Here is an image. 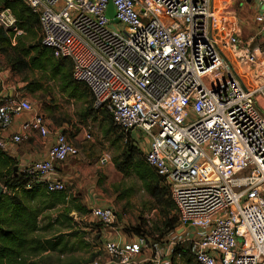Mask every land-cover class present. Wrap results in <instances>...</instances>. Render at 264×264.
<instances>
[{
    "label": "built area",
    "instance_id": "built-area-1",
    "mask_svg": "<svg viewBox=\"0 0 264 264\" xmlns=\"http://www.w3.org/2000/svg\"><path fill=\"white\" fill-rule=\"evenodd\" d=\"M20 1L38 15L41 44L70 62L71 79L95 109L136 134L145 162L166 184L178 225L152 264H171L178 244L188 245L197 264H264V0H239V8L255 11L249 39L240 37L235 8L228 7L230 19L219 15L230 0ZM16 24L10 9H0L1 29L22 35ZM33 111L10 94L0 103V130L13 115ZM31 130L49 134L42 114L22 122L11 142L20 144ZM6 146L0 139V150ZM78 153L58 133L47 159L20 172L49 193L65 192L53 176ZM90 216L105 227L115 223L111 208L91 207ZM146 246L143 237L107 239L106 264H138Z\"/></svg>",
    "mask_w": 264,
    "mask_h": 264
},
{
    "label": "rangeland",
    "instance_id": "rangeland-1",
    "mask_svg": "<svg viewBox=\"0 0 264 264\" xmlns=\"http://www.w3.org/2000/svg\"><path fill=\"white\" fill-rule=\"evenodd\" d=\"M230 2L229 6L220 5L219 15L229 16L230 19L231 10L228 7L235 8L241 20L240 37L249 39L257 30L253 22L255 11L250 10L249 7L239 8V0H230ZM246 2L250 3L251 0H246ZM16 36L18 38H11L10 46L0 45V72L6 76L3 86L10 87L13 96L28 100L34 111L43 114L46 119L53 123L65 124L66 131L63 134L72 140L79 154L84 153L90 159L95 157L98 160L102 154H107L110 162H113L114 158H119L125 145L124 140L118 138L117 134L105 132L109 120L102 112L94 110L87 92H85L86 96L81 95V92L85 91L82 86L74 83L66 84L60 75L53 77L50 65L41 69H24L18 73L11 70L9 58L16 57V53L18 54L21 48L32 46L38 37L35 38L36 35L32 36L25 32ZM220 36H224L223 29H221ZM17 46L19 48L16 51L14 48ZM64 63L63 68L67 72L70 64L68 61ZM69 79L71 81L70 76ZM31 83L33 85H30ZM28 86L35 88V92L31 93ZM86 109L93 111L92 116H84L83 111ZM87 134L91 136L90 140L85 138ZM144 146L138 147L141 152L145 149ZM8 169V164L3 167L0 165V175L8 172ZM75 176L69 179L67 189H75L82 200L87 196L98 206L111 208L115 214V223L97 234V230H93L91 224H98V221L90 216L84 200L83 203H78L81 205L80 211L69 214L65 218H59L57 210H49L43 215L45 220L41 223L45 225L51 222V226L46 229L48 231L37 234V237L51 240L61 237L62 241L56 251L38 255L36 257L38 261L47 264H94V262L106 264L110 258L103 250L105 240L116 237L115 232L126 240L133 238L129 229L139 223H144L145 237L151 236L153 240L160 241L164 233V206L144 191L140 180L133 173L123 175L114 170L106 172V175L98 174L97 176H100L98 180H93L90 175ZM163 183L161 186H164ZM66 210H62L63 215L67 214ZM171 216H177L175 210L169 213L168 217ZM166 238L167 236L162 238V242L154 249L150 246L143 248L140 253L142 255L146 253V261L143 264H152L151 260L155 256L158 259L164 257L161 249L166 245ZM64 243L66 247L62 248ZM174 264L197 263L189 254H186V256L174 259Z\"/></svg>",
    "mask_w": 264,
    "mask_h": 264
},
{
    "label": "trees",
    "instance_id": "trees-1",
    "mask_svg": "<svg viewBox=\"0 0 264 264\" xmlns=\"http://www.w3.org/2000/svg\"><path fill=\"white\" fill-rule=\"evenodd\" d=\"M3 8L10 9L14 14L17 21V30L32 36L36 35L35 38L39 36L36 39V43L32 46L21 48L18 50V54L16 53V57L9 58L11 70L18 73L24 69H41L51 65V75L53 77L60 75L66 84L74 83L80 85L69 79V76L71 77L70 62L66 59H55L51 50L41 44L38 15L20 0H0V9ZM12 37H17L14 31L7 33L0 28L1 46H5V44L10 46ZM18 48L17 46L14 49L17 51ZM53 59H55L54 63ZM65 61L70 64L66 74L60 72L63 65H65ZM30 85L33 84L31 83ZM82 87L85 91H82L81 95L86 96L85 92L88 93V91L84 86ZM28 88L31 93L35 92V88L30 86ZM94 110L102 112L105 118L109 120L105 132L117 134L118 138L124 140L125 145L121 150L120 157L114 158L112 162L115 170L123 175L133 173L140 180L144 191L157 203L164 206L163 215L165 220L162 238L168 236L177 228L178 218L177 216L168 217L169 213L175 208L163 179L145 162L144 154L139 150L137 142L129 134H124L115 127L107 112L102 109L94 108ZM83 112L86 117L93 114L91 109H86ZM0 152H2L0 153V165L2 167L9 165L8 172L0 175V184L3 187V193L0 197V264H47L38 261L36 257L45 252L56 251L62 240L61 237L55 240L40 239L37 234L48 231L46 229L51 226V222L42 225L41 221L45 220L43 215L47 211L53 210L55 204L65 203L64 192H47L44 182H39L35 177L23 174L19 170L15 171L16 164L5 157L4 151L0 150ZM162 183L164 186H161ZM71 208L66 210L67 214L65 215L61 211L59 218L67 217L71 213ZM74 209L80 211L81 205L76 204ZM87 211L90 213L89 210ZM91 227L93 230H97V234H99L103 225L98 222V224H91ZM144 230V223H139L137 226L130 228L129 232H131L132 236L143 237L147 246H150L151 249H154L162 242V238L158 242L153 240L151 236L145 237L146 232ZM65 247L66 243L62 245V248ZM186 254L191 256L187 244L174 246L170 254L171 264H174V259L186 256Z\"/></svg>",
    "mask_w": 264,
    "mask_h": 264
},
{
    "label": "crops",
    "instance_id": "crops-1",
    "mask_svg": "<svg viewBox=\"0 0 264 264\" xmlns=\"http://www.w3.org/2000/svg\"><path fill=\"white\" fill-rule=\"evenodd\" d=\"M39 37V36H38ZM55 59H53V63ZM51 66V65H50ZM52 68V66H51ZM61 73L66 74V70L64 68L61 69ZM5 74L0 72V103L10 94L11 88L4 87L5 81ZM34 113L33 111L31 114H18L13 115L12 122L7 130L1 131L0 130V139H3L6 143V149L4 150V155L8 158L11 162L16 164V170L19 172L31 164L34 161L44 160L47 159L48 150L52 143L55 140V137L58 133H64L66 131V126L63 123H53L51 120L45 118L46 125L49 130V134L45 137L40 136L36 131L31 130L28 133L26 139H24L20 144H14L11 142L10 137L20 132V126L22 122L30 119ZM43 115V114H42ZM67 137V136H66ZM132 139L136 138V134H131ZM72 144V140L67 138ZM74 145V144H73ZM75 146V145H74ZM76 147V146H75ZM107 158V162L102 163V160ZM15 170V171H16ZM115 167L112 162H110L109 157L107 154H102L100 160L97 158L90 159L87 157L86 154L82 153L78 156L69 159L67 162L62 163L56 167L55 175L53 179H57L60 181L65 182L66 184V191L64 192L65 195V203L64 204H55L53 210H57L60 213L63 209L71 208L70 214H75L76 210L74 207L78 203H83V200L86 202L87 210L90 211L91 207L98 206L91 198L87 197L85 199H80L79 194L76 193L75 189H67V183H69V179L73 178L74 175L83 176L90 175L92 176L93 180L99 179L100 176L98 174L106 175V172L114 171ZM116 171V170H115ZM117 172V171H116ZM76 188V186H75ZM75 200V201H74ZM90 214V213H89ZM100 230H107V227L103 226ZM117 235L113 237V240H116L121 243L133 242L135 240V236L133 238L126 240L124 237L120 236L118 232H115ZM146 253L138 254L135 256V262L138 264H143L146 261ZM167 260V258H165ZM170 260V257L169 259Z\"/></svg>",
    "mask_w": 264,
    "mask_h": 264
},
{
    "label": "water",
    "instance_id": "water-1",
    "mask_svg": "<svg viewBox=\"0 0 264 264\" xmlns=\"http://www.w3.org/2000/svg\"><path fill=\"white\" fill-rule=\"evenodd\" d=\"M106 15H107L108 18L114 17L113 7H112L111 3L108 4L107 14ZM114 22L117 23V20L115 19ZM14 170H16V167L14 168ZM2 193H3V189L0 186V197H1Z\"/></svg>",
    "mask_w": 264,
    "mask_h": 264
}]
</instances>
